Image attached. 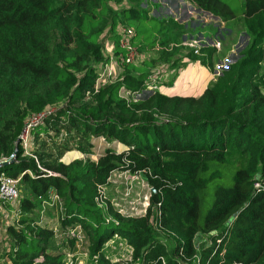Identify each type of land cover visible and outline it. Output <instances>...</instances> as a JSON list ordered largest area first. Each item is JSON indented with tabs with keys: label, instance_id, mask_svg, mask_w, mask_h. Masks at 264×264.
<instances>
[{
	"label": "trees",
	"instance_id": "trees-1",
	"mask_svg": "<svg viewBox=\"0 0 264 264\" xmlns=\"http://www.w3.org/2000/svg\"><path fill=\"white\" fill-rule=\"evenodd\" d=\"M193 1L226 22L238 18L224 0ZM241 14H264V0H243ZM121 21L158 24L165 38L142 43L156 57L126 64L118 81L100 85V66L110 61L103 40L122 53ZM182 34L176 21L136 7L117 13L108 0H0V173L24 191L19 219L7 226L13 264H64L62 250L75 251L80 237L100 262L119 239L131 248L128 264H264V94L252 61L231 67L201 96L154 91L135 99L152 68L178 63L173 37ZM215 51L204 44L198 55ZM28 128L30 155L21 140ZM93 138L126 149L63 160L71 151L92 154ZM125 171H140L155 190L142 215L121 211L106 192L112 174ZM52 192L59 230L35 215ZM57 232L61 251L50 245ZM198 234L210 236L200 252Z\"/></svg>",
	"mask_w": 264,
	"mask_h": 264
},
{
	"label": "rangeland",
	"instance_id": "rangeland-1",
	"mask_svg": "<svg viewBox=\"0 0 264 264\" xmlns=\"http://www.w3.org/2000/svg\"><path fill=\"white\" fill-rule=\"evenodd\" d=\"M180 1V3H178ZM226 1L236 12L237 20L226 22L217 14L206 11V9L200 8L193 0H108L109 6L117 13L125 8L136 7L142 11H148L152 16H161L163 18H170L171 14H177V17H181L182 23L186 34L176 38L178 46L181 48L178 59V63L175 66L170 64H161L150 71L149 82L152 85L147 86L146 90L141 94H135V99L147 97L154 91H160L168 95H175L179 89L176 86L180 85V80L176 77L172 82L175 74L182 73V69L191 63H204L209 68L210 79L203 83V86L195 91L201 93L205 85H209L216 80L218 76H221L224 72L229 71L231 67L239 66L245 58H249L252 63L249 65L251 68L257 71L258 83L262 87L264 94V14L258 15L251 19H246L241 14V8L243 6V0H224ZM185 3V10L183 15L176 12L174 9H178V6ZM156 8V10H154ZM189 8H192V12L189 13ZM173 10V12H171ZM193 14V15H191ZM190 15V17H189ZM174 21V19H171ZM134 29L138 31L139 40L138 43L142 47L138 48V54L140 58L138 63H141L143 59H153L155 56V50H148L143 44H150L155 38H163L162 33H158L159 25L155 23H147L144 26H139L137 23L128 22ZM120 24L129 25L127 22ZM189 27V28H188ZM213 33V34H211ZM196 34V38L201 42H205V45L215 47L216 51L211 57L208 54L198 55L192 50L189 45H185V41L191 40L192 35ZM214 35V36H213ZM220 39V45L211 43L210 40ZM165 38V37H164ZM166 38H169L168 36ZM104 54L110 59L109 63L104 65L100 70L101 74L104 73L106 83H113L123 76L125 71V65L121 64V60L116 56L115 45L113 46L110 39L104 38ZM204 46V44H203ZM141 48V49H140ZM157 52V51H156ZM193 52V54H192ZM198 55V56H197ZM157 56V54H156ZM256 62H255V60ZM258 62V63H257ZM111 72V74H109ZM177 75V76H178ZM180 76V75H179ZM188 84L184 82L182 86L186 87ZM194 85V83H193ZM182 87V89L184 88ZM122 94L128 96L124 90ZM94 148L92 154H82L78 151H73L67 154L65 157L67 161L74 158H90L93 161H97L105 152L106 147L112 146L117 150H123L124 147L120 146L117 142L111 143L102 138H93ZM30 143V140H29ZM30 155L31 153H26ZM64 160V159H63ZM20 194L24 193L22 186L18 183ZM29 194L30 192L27 191ZM106 192L108 196L113 199V202L122 211L127 214L142 215L145 213L149 206L151 197V188L143 175H139L138 178H131L129 174L114 173L110 179V183L107 186ZM19 201L15 204H5L0 200V264H13L9 252L12 251V238L7 233V226L16 223L19 219L18 214ZM36 216H39L42 223H48L51 227H55L59 230V218L61 215V208L58 202L53 205L47 206L44 211H36ZM163 238V237H161ZM65 240L58 232L51 242V248L54 251H61L60 245ZM167 242V240H165ZM196 248L200 252L203 248L210 245V236L206 234H198L195 238ZM68 246V243H65ZM169 246V242H168ZM89 243L81 237L77 249L71 251L69 249H63L65 253L64 264H125L129 260L130 248L124 241H113L107 245V262H100L95 259L88 250Z\"/></svg>",
	"mask_w": 264,
	"mask_h": 264
},
{
	"label": "built area",
	"instance_id": "built-area-1",
	"mask_svg": "<svg viewBox=\"0 0 264 264\" xmlns=\"http://www.w3.org/2000/svg\"><path fill=\"white\" fill-rule=\"evenodd\" d=\"M117 31H118L119 36H120L119 45H120V48L122 49V53L118 56V58L121 60V64H123V65L137 64L138 59L140 58V55L138 54V47L133 45V39L136 35V29H134L130 25L119 24ZM214 39L215 40L213 43H216V45L219 46L220 42H221L220 39H216L215 37H214ZM186 44L191 46L193 48L194 52L197 54L200 53V48L203 46V42L199 41V39L196 37H192L191 40L185 41V45ZM103 67L104 66H100V70ZM109 74H111V72H109ZM103 77H104V73L101 74V71H100V77L98 80L100 85L106 84L105 80L102 79ZM149 85H152V82H149V80H147V86H149ZM42 117H43V114L39 117H34L32 119V121L30 122L28 127H30L32 123L39 122L42 119ZM21 140H22V145L24 146V148L26 150V153H29V152L31 153L32 140L30 137L29 128L22 135ZM29 140H30V143H29ZM13 157L14 156H12V158ZM5 161H7V160H5ZM121 173L129 174L131 178H138V176L142 174V173H140V171H137L134 174H132L128 171L120 172V174ZM30 174H32V173L30 172ZM111 178H112V176L110 177V179ZM110 179H109V182H110ZM18 182H19V179H16L12 176H9L5 172L0 173V200L1 201H3L4 203H8V204H15L16 202L19 201L20 190L18 187ZM150 188L152 191L153 188L152 187H150ZM50 198L51 199H49V200H43V211H44V209H46L47 206L53 205L54 203L59 202V200H60L59 196L55 192H52L50 194ZM149 204H150V201H149ZM142 214H144V213H142ZM70 235L72 237H75L76 236L75 230H71ZM129 251H130L129 260L124 262L125 264H128V262H130L132 259L131 248Z\"/></svg>",
	"mask_w": 264,
	"mask_h": 264
},
{
	"label": "crops",
	"instance_id": "crops-1",
	"mask_svg": "<svg viewBox=\"0 0 264 264\" xmlns=\"http://www.w3.org/2000/svg\"><path fill=\"white\" fill-rule=\"evenodd\" d=\"M178 3H180V1ZM185 8H186L185 3H182V5L178 6V9H174V10L176 12H179L181 15H183V11L185 10ZM154 10H156V8H154ZM171 12H173V10ZM191 12H192V8H189V13H191ZM177 14H171L170 18H163L162 15L161 16L152 15V17H156L159 20H163V21L164 20L168 21L170 19H174V21H176L177 24H179V23L181 24L182 23V19H181L182 16L177 17ZM191 15H193V14H191ZM189 17H190V15H189ZM210 42L212 43V42H214V40L211 39ZM112 44L114 46L113 42H112ZM203 44H205V42H203ZM149 50H155V56L154 57H156L157 49H149ZM145 60H147V59H143V61H145ZM210 73L211 72L209 71V68H207L205 65H203L200 62L191 63V64L187 65L185 68L182 69V73L179 74L180 76L179 75L177 76L178 80H180L181 82H180V85L176 86V88H178L179 90L177 92L173 93V94H175V95L201 96L204 93L205 89L208 87V85H207L208 83L205 85V87L203 88V91H201V93L197 92V90L200 89L203 86V83L206 82L207 79L208 80L210 79ZM184 82H186L188 84V86L187 85H186V87L182 86V84H184ZM193 83H194V85H193ZM182 87H184V88L182 89ZM196 87H197V90L195 91ZM170 96H174V95L171 94ZM97 139H99V138H97ZM115 142H117L120 146L124 147L123 150L126 149V146L124 144H122V143H120L118 141H115ZM111 143H114V142H111ZM71 152H73V151H71ZM78 152L82 153L80 151H78ZM68 153H70V152H68ZM68 153H66V155L63 158L65 162H70V161H72L74 159H78V158H74V159L69 160V161L65 160L66 159L65 157H67Z\"/></svg>",
	"mask_w": 264,
	"mask_h": 264
},
{
	"label": "water",
	"instance_id": "water-1",
	"mask_svg": "<svg viewBox=\"0 0 264 264\" xmlns=\"http://www.w3.org/2000/svg\"><path fill=\"white\" fill-rule=\"evenodd\" d=\"M20 142V140L18 141V143ZM154 190V189H153ZM155 191V190H154ZM238 264H241V263H238Z\"/></svg>",
	"mask_w": 264,
	"mask_h": 264
}]
</instances>
